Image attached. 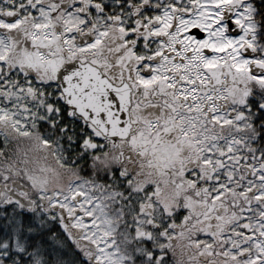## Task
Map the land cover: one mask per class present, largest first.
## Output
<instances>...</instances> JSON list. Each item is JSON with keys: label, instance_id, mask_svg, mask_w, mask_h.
I'll use <instances>...</instances> for the list:
<instances>
[{"label": "snow or ice", "instance_id": "obj_1", "mask_svg": "<svg viewBox=\"0 0 264 264\" xmlns=\"http://www.w3.org/2000/svg\"><path fill=\"white\" fill-rule=\"evenodd\" d=\"M0 264H264V0H0Z\"/></svg>", "mask_w": 264, "mask_h": 264}]
</instances>
